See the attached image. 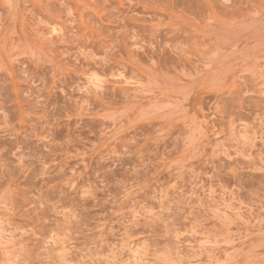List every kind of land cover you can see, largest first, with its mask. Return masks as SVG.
Wrapping results in <instances>:
<instances>
[{"label": "rangeland", "instance_id": "1", "mask_svg": "<svg viewBox=\"0 0 264 264\" xmlns=\"http://www.w3.org/2000/svg\"><path fill=\"white\" fill-rule=\"evenodd\" d=\"M0 264H264V0H0Z\"/></svg>", "mask_w": 264, "mask_h": 264}]
</instances>
